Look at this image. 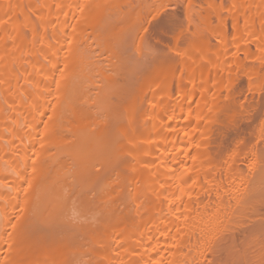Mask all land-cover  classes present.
Here are the masks:
<instances>
[{"label":"bare ground","instance_id":"1","mask_svg":"<svg viewBox=\"0 0 264 264\" xmlns=\"http://www.w3.org/2000/svg\"><path fill=\"white\" fill-rule=\"evenodd\" d=\"M202 1L158 55L139 3L0 0V264H264V0Z\"/></svg>","mask_w":264,"mask_h":264},{"label":"rangeland","instance_id":"2","mask_svg":"<svg viewBox=\"0 0 264 264\" xmlns=\"http://www.w3.org/2000/svg\"><path fill=\"white\" fill-rule=\"evenodd\" d=\"M130 1V3L133 5V4H135V5H137V3H139V1L138 0H132L133 2H131V0H128V2ZM141 1H143V2H141ZM151 2H152V0H140V3L136 6V7H134L135 9L137 8V11L138 10H141V11H138L139 12V17H137L138 19L136 20L138 23L141 21V24H142V26H144V27H142L141 26V24H139L140 25V27H142L143 28V30H145L144 31V37L143 38H145V39H143V40H145V42H148V45L147 46H151V49L153 48V51L156 49V52L155 53H158L157 51H159V53H161V54H164V53H162L163 51L165 52V50L167 51V52H170V51H168L169 49H168V47H166V46H169V48H170V46H172L173 45V42H174V36H173V34L172 33H175L176 32V28H178L179 26H185L186 24H185V22H187L186 21V16H185V4H186V2H187V0H159L158 2H157V6L159 7V8H157V9H155L154 8V6H152L151 5ZM194 2H195V4H194V9L196 10V13L198 14V16H203L204 14H205V10L203 9V8H200L199 6H198V4H201V6H203L204 5V3H203V1L202 0H194ZM134 5V6H135ZM138 6H140V7H138ZM141 7H142V9H141ZM153 7V8H152ZM134 8H133V10H134ZM152 9H154L155 11V13L153 12V10ZM152 10V11H151ZM151 11V12H150ZM152 14V15H151ZM170 15H173V17L171 16V18H166L167 16H169L170 17ZM140 18V19H139ZM166 19V20H165ZM170 19V20H169ZM168 20V21H167ZM174 20L176 21V22H174ZM182 20H184L183 22H184V24H181V23H183V22H181ZM166 21V22H165ZM177 21H178V23H177ZM136 22V23H137ZM172 24H171V23ZM135 23V24H136ZM160 23V24H159ZM168 23H170V24H168ZM175 23V24H174ZM158 24V25H157ZM180 24V25H179ZM136 25H138V24H136ZM139 25L137 26V27H139ZM160 25V26H159ZM163 25L166 27H164L163 28ZM173 27H172V26ZM157 26V27H156ZM170 26V27H169ZM191 26V25H190ZM135 27V26H134ZM163 29H162V28ZM192 27V26H191ZM190 27V28H191ZM157 30H156V29ZM159 28V29H158ZM169 28H171V29H169ZM172 28H174V29H176V30H172ZM137 28L135 27V30H136ZM134 30V29H133ZM132 30V31H133ZM166 30V31H165ZM168 30V31H167ZM164 33V34H162V32ZM175 31V32H174ZM135 32V31H134ZM133 32V33H134ZM168 32V33H167ZM132 33V32H131ZM130 33V34H131ZM161 33V34H160ZM167 33V34H166ZM129 34V36H131ZM144 41H143V43H145ZM153 42V43H152ZM150 43V44H149ZM157 43V44H156ZM147 44V43H146ZM154 44V45H153ZM171 44V45H170ZM145 45V44H144ZM163 45V46H162ZM153 46V47H152ZM155 47H157V48H155ZM160 47V48H159ZM160 49V50H157V49ZM162 48L163 49H165V50H162ZM129 54H130V52H132L130 55L132 56V57H136L135 55H136V53L134 52L135 51V49L134 48H132V46L130 45V47H129ZM161 50H162V52H161ZM159 53H158V55H159ZM133 54H135V55H133ZM166 54V53H165ZM150 55V54H149ZM137 59H138V56L136 57ZM145 58H147L148 59V56L146 55V57H144L143 58V60L145 59ZM149 59H150V56H149ZM147 63V62H146ZM145 64V62L143 63V65ZM141 67H142V65H140ZM144 67V66H143ZM143 67L141 68V69H143ZM146 67V66H145ZM140 69V68H139ZM139 71V70H138ZM261 205V206H260ZM259 206H260V208L258 207V209L260 210V211H258L263 217H264V203L263 204H260Z\"/></svg>","mask_w":264,"mask_h":264}]
</instances>
